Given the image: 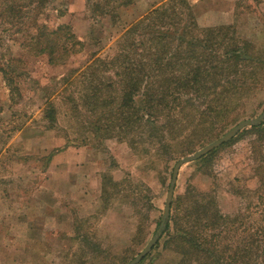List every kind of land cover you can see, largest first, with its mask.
I'll return each instance as SVG.
<instances>
[{"label": "rangeland", "instance_id": "1", "mask_svg": "<svg viewBox=\"0 0 264 264\" xmlns=\"http://www.w3.org/2000/svg\"><path fill=\"white\" fill-rule=\"evenodd\" d=\"M189 2L200 30L224 28L252 43L257 76L213 103L225 110L221 116L201 117L204 107H188L152 133L141 125L113 127L106 104L122 93L113 61L123 34L159 0H136L117 23L94 16L86 0H53L39 22L68 25L83 43L61 66L26 51L19 39L0 45V60L19 58L27 74L14 94L0 74V264H128L160 226L176 163L264 112V0ZM49 103L57 109L55 129L44 118ZM250 128L206 161L185 164L174 200L196 187L214 197L221 214L245 212L254 225L264 210V134ZM161 246L144 264L173 260L158 255Z\"/></svg>", "mask_w": 264, "mask_h": 264}, {"label": "trees", "instance_id": "2", "mask_svg": "<svg viewBox=\"0 0 264 264\" xmlns=\"http://www.w3.org/2000/svg\"><path fill=\"white\" fill-rule=\"evenodd\" d=\"M52 1L0 0V45L5 39H19L26 51L45 56L49 64H66L71 55L80 52L77 48L83 43L77 42L68 25L51 29L39 22ZM86 1L94 16L109 17L117 23L120 10L136 0ZM159 1V6L127 28L113 61L118 69L115 76L123 82L119 101L106 104L112 107L108 115L114 120L113 127L141 125L152 133L157 126L166 129L177 111L183 112L188 107L199 111L204 107L201 117L221 116L225 110L218 111L213 103L235 89L245 90L257 76L258 57L250 41L229 36L224 28L200 30L189 0ZM21 62L14 57L0 60V74L12 94L19 90L18 81L27 75L18 68ZM91 68L92 65L87 70ZM44 118L50 129L58 127L54 104H48ZM99 122L92 123L94 132L99 131ZM250 130L264 134V123ZM214 152L201 161L209 159ZM259 168L264 170L262 166ZM260 180L264 189V178ZM261 203L264 204V198ZM260 211L259 220L248 226V213L235 217L223 215L210 193L189 187L186 195L174 200L163 234L166 238L162 246L158 242L154 249L161 246L158 255L174 256L164 264H264V210ZM149 264L162 263L160 258H154Z\"/></svg>", "mask_w": 264, "mask_h": 264}, {"label": "water", "instance_id": "3", "mask_svg": "<svg viewBox=\"0 0 264 264\" xmlns=\"http://www.w3.org/2000/svg\"><path fill=\"white\" fill-rule=\"evenodd\" d=\"M263 123H264V112L260 116L254 118V119L243 120L242 122H240L238 125H236L232 130H230L222 138L212 142L211 144H209L206 147L202 148L201 150L195 152L194 154L182 158L181 160H179L176 163L174 170H173L172 180H171V184H170V188H169V192H168V196H167V201H166L165 209L163 211V217H162L160 226H159L158 230L156 231L155 235L153 236V238L148 243V245L144 248V250L141 251L128 264H140V262H142L144 260V258H146V256L148 254H150V252H152L154 247L160 241L163 234L166 232L168 223L170 221L172 204H173V200H174V196H175V189H176V184L178 181L180 169L185 164L197 161V160L203 158L204 156H206L207 154H209L210 152H212L213 150L217 149L218 147L230 142L244 129H246L248 127H259Z\"/></svg>", "mask_w": 264, "mask_h": 264}]
</instances>
